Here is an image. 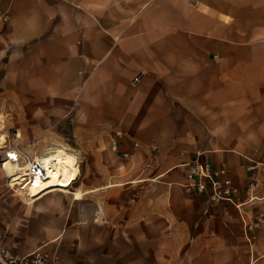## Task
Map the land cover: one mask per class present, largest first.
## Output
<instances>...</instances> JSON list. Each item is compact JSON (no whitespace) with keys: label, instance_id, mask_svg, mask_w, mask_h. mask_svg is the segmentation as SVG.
<instances>
[{"label":"crops","instance_id":"1","mask_svg":"<svg viewBox=\"0 0 264 264\" xmlns=\"http://www.w3.org/2000/svg\"><path fill=\"white\" fill-rule=\"evenodd\" d=\"M4 98L35 130L71 131L90 164L75 186L83 199L51 194L0 233L15 252L264 264V226L246 231L264 211V0H0V111ZM117 130L129 158L112 150ZM198 153L228 171L241 201L181 187Z\"/></svg>","mask_w":264,"mask_h":264},{"label":"built area","instance_id":"2","mask_svg":"<svg viewBox=\"0 0 264 264\" xmlns=\"http://www.w3.org/2000/svg\"><path fill=\"white\" fill-rule=\"evenodd\" d=\"M136 78L135 81H138ZM122 130L115 131L111 139L112 150L119 153L124 158H129L130 154L126 151H120V140L124 137ZM155 150V148H151ZM152 156V154H151ZM20 164V169L17 172L24 171L29 180L17 186L13 185V176L8 173L6 164ZM43 157L31 154L21 146L10 145L5 142L0 146V165L4 173L6 185L14 193L20 192L25 185L34 182L36 175L46 178V171L43 168ZM189 181L184 185L189 191H194L199 194H206L208 200L215 204L239 202L243 198V189L240 186L234 185L228 176V171L225 168H215L212 163L205 159L202 153H198L195 158L187 164ZM151 167L150 161L146 163V168ZM250 166L248 170H253ZM33 179V181H32ZM255 185L251 182L250 188ZM264 226V211H259L253 214L246 224V231L251 237L255 238L257 232ZM59 256L52 253L47 247L41 246L29 253H18L9 248L5 244L4 236L0 234V264H58Z\"/></svg>","mask_w":264,"mask_h":264},{"label":"rangeland","instance_id":"3","mask_svg":"<svg viewBox=\"0 0 264 264\" xmlns=\"http://www.w3.org/2000/svg\"><path fill=\"white\" fill-rule=\"evenodd\" d=\"M3 107L4 108L0 111V125L3 126L1 132L7 135V143L10 145L21 146L31 153H41L44 147L61 143L68 147H72L70 153L77 159L82 173L85 167L90 166L88 163H81L79 161L77 150L75 148L76 143L74 142V137L72 136L71 131L60 130L58 127H51L45 130L33 129V125L28 122L29 116L21 110L18 112L16 109H13L11 98L3 99ZM41 117L42 120H44L47 116ZM36 120L38 119L36 118ZM33 121L34 119L32 122ZM18 134H20V136H18ZM80 179H82V175ZM4 191L7 193H4ZM29 208L30 206L24 204L22 195L14 194L8 189L3 170L0 167V233H3L6 239L11 236L10 232L15 228L14 226L27 224L29 222ZM159 245L166 250H184L186 249L185 246L187 244L178 245L173 243H162Z\"/></svg>","mask_w":264,"mask_h":264},{"label":"bare ground","instance_id":"4","mask_svg":"<svg viewBox=\"0 0 264 264\" xmlns=\"http://www.w3.org/2000/svg\"><path fill=\"white\" fill-rule=\"evenodd\" d=\"M3 126L0 125V146L8 142L7 135L2 133ZM20 136V134H18ZM72 147L64 144H56L44 147L41 153L36 155L43 157V168L46 171V178L36 175L34 182L25 185L20 192L14 193L23 196L24 204L30 207L36 205L43 198L54 194L62 193L73 197L74 200H81L85 193L76 189V183L79 181L82 171L78 165L77 159L70 153ZM8 173L13 176V185L21 186L29 180L27 174L20 169V164H6ZM33 181V179H32ZM119 184H109L112 187Z\"/></svg>","mask_w":264,"mask_h":264}]
</instances>
